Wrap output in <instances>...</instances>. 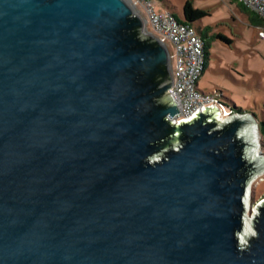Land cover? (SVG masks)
<instances>
[{
	"label": "water",
	"instance_id": "95a60500",
	"mask_svg": "<svg viewBox=\"0 0 264 264\" xmlns=\"http://www.w3.org/2000/svg\"><path fill=\"white\" fill-rule=\"evenodd\" d=\"M144 24L127 0H0V264H264V196L239 241L259 124L172 125Z\"/></svg>",
	"mask_w": 264,
	"mask_h": 264
},
{
	"label": "rangeland",
	"instance_id": "374dc122",
	"mask_svg": "<svg viewBox=\"0 0 264 264\" xmlns=\"http://www.w3.org/2000/svg\"><path fill=\"white\" fill-rule=\"evenodd\" d=\"M186 1L208 13L193 25L209 45L207 68L198 83L199 90L219 93L233 108L253 115L259 124L264 153V41L229 0H155L154 6L183 20ZM219 36L229 39L230 44ZM251 189L252 211L258 210L256 204L264 196V175Z\"/></svg>",
	"mask_w": 264,
	"mask_h": 264
},
{
	"label": "built area",
	"instance_id": "2783aa9c",
	"mask_svg": "<svg viewBox=\"0 0 264 264\" xmlns=\"http://www.w3.org/2000/svg\"><path fill=\"white\" fill-rule=\"evenodd\" d=\"M135 14L144 20V33L155 36L169 50L172 87L168 94L179 110L171 120L172 125L192 122L201 113L217 109V122L227 123L239 112L227 105L219 93H203L199 90L207 61L205 43L193 25L180 20L169 11H159L155 0H127ZM254 12L264 21V0H235ZM258 36L264 40V27L258 28ZM262 181V179H260ZM261 204V197L256 206Z\"/></svg>",
	"mask_w": 264,
	"mask_h": 264
},
{
	"label": "bare ground",
	"instance_id": "6f19581e",
	"mask_svg": "<svg viewBox=\"0 0 264 264\" xmlns=\"http://www.w3.org/2000/svg\"><path fill=\"white\" fill-rule=\"evenodd\" d=\"M257 126L258 125L253 122L243 132V135H244L246 141L251 146L249 148V152H248V159H249V161H252V162H257L260 159L264 160V158L261 157V155H262V149H261V144H260L261 137H260V133H259V128ZM263 175H264V171L261 174L257 175V177H255L254 181H252V183H250L249 195L245 200L246 211H245V215H244V225H243V230H242L241 234L239 235V238H240L239 241L243 245H246L248 242V239H250L256 235V232H255L254 227H253V225H254V217L253 216L257 215L258 210L252 211L251 202H252L253 193H252L251 188H252V185H254V183H256L257 181H260V179H262Z\"/></svg>",
	"mask_w": 264,
	"mask_h": 264
},
{
	"label": "trees",
	"instance_id": "16d2710c",
	"mask_svg": "<svg viewBox=\"0 0 264 264\" xmlns=\"http://www.w3.org/2000/svg\"><path fill=\"white\" fill-rule=\"evenodd\" d=\"M235 2H237V1H235ZM239 4H241V3H239ZM241 6H243L245 9L249 10L243 4H241ZM182 12H183V20L185 22H187V24H190V25H194V23H196V22H198L200 20L202 21L203 18L208 16V13H206V11H202L201 9L194 8L192 6L191 2H189V1L185 2ZM218 38L221 39L222 41H225V42L230 44L229 39H227V38H225L223 36H219ZM204 43H205V52H206L205 59H206V61H208L209 45L205 41H204ZM222 99H223V97H222ZM223 101H225V100L223 99ZM227 105L229 107L233 108L229 104H227ZM234 109L237 110V108H235V107H234ZM237 111L238 112H242L241 109H238Z\"/></svg>",
	"mask_w": 264,
	"mask_h": 264
},
{
	"label": "crops",
	"instance_id": "0c3cea01",
	"mask_svg": "<svg viewBox=\"0 0 264 264\" xmlns=\"http://www.w3.org/2000/svg\"><path fill=\"white\" fill-rule=\"evenodd\" d=\"M229 2L231 5L236 7L237 10H239L240 12H242L244 14L246 19L248 20V24L250 26H253L254 28H256L257 31H258V28L264 27V21L259 19L258 16L256 14H254V12H252L251 10L245 9L243 6H241V4H239L238 2H235L234 0H229ZM260 40H262V39H260ZM262 41H264V40H262Z\"/></svg>",
	"mask_w": 264,
	"mask_h": 264
}]
</instances>
